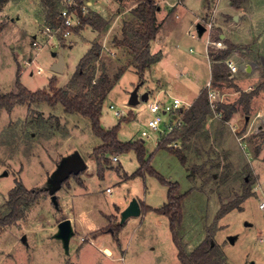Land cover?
Masks as SVG:
<instances>
[{"label":"rangeland","instance_id":"374dc122","mask_svg":"<svg viewBox=\"0 0 264 264\" xmlns=\"http://www.w3.org/2000/svg\"><path fill=\"white\" fill-rule=\"evenodd\" d=\"M68 1L59 0L60 7L66 6ZM96 1L108 14L109 28L105 31L107 26L103 27L102 32L96 34L86 29L80 36L75 35L82 31L80 29L66 37L65 42L58 34L54 37L41 33L45 21L40 3L33 5L36 0H13L17 3L13 5L10 2L15 25L11 24L9 16L1 15L0 20V91L16 90V73L30 90L48 88L51 77L56 78L58 87L65 86L90 42L98 40L103 47L108 73L111 77L117 74L102 103L100 124L107 129L119 123L117 139L140 141L149 167L165 179L177 182L181 193L188 192L183 201L180 226L186 250H192L205 237L206 227L221 203L234 200L242 193L243 180L248 176L252 180V194L240 203L241 210L232 209L218 221L214 241L220 244L227 258L225 264H264V211L258 208L264 193L255 190L259 181L264 186V161L257 157L264 149L261 136L264 118L259 117V121L252 124L246 122L245 115L251 116L255 108L251 112L249 106L246 112L242 104L236 103L242 92L262 90L264 81L259 84L254 81L247 88L229 86L240 73H246V59L242 57L246 52L233 47L225 56L235 61L239 71L228 77V81H221V86H215L219 98L217 106L234 105L236 110L229 120H223L222 109H217L221 112L217 115L218 112L211 108L209 127H205L199 139L192 137L186 149L187 166L204 163V168L197 169L192 178L188 177L185 166L175 154L166 148H157V133L144 138L141 131L146 129L149 117L146 102L158 95L164 85H168L177 97H186L184 101L190 104L193 100L188 101L189 95L193 91L196 93V87L205 88L209 76L205 42L209 33L205 29L199 34L196 28L197 23L206 25L208 22L197 19L205 0H155L159 9L156 16L159 30L151 42V52H159L161 58L146 70L141 81L129 51L117 47L111 40L121 24L128 20L126 12L131 2ZM218 3V9L223 10L227 0ZM209 13H206L208 17ZM211 23L210 39L220 41L223 46L209 45V50L229 49L227 40H219L218 34L220 31L231 34L232 31L221 27L218 15ZM83 28L91 27L85 25ZM36 36L37 46H34L32 41ZM66 42H72L71 47ZM53 53L63 56L65 64L60 72L51 69L52 61L57 60ZM167 64L172 65L171 69ZM192 81H196L197 86ZM135 88L138 100L131 103L129 98ZM142 93L149 94L147 100H142ZM167 94L159 91L161 98ZM117 110L122 111V115H116ZM101 143L88 117L64 112L59 103L55 106L17 104L10 112L0 111V217L8 210V191L15 186L16 180L27 188L46 190L63 157L77 151L86 163L84 169L65 180L56 192L58 207L54 206L48 192H44L37 202L23 209L20 219L0 226V264H179L166 215L149 210L121 220L122 210L133 198L143 208L145 205L162 206L167 187L148 168L141 169L135 149L107 153L101 170L93 154V149ZM113 155L117 156L116 161ZM65 218L71 219L73 232L68 249L55 236L58 223ZM22 235H25V242L21 240ZM106 247L116 248V251L107 255L103 250Z\"/></svg>","mask_w":264,"mask_h":264},{"label":"trees","instance_id":"16d2710c","mask_svg":"<svg viewBox=\"0 0 264 264\" xmlns=\"http://www.w3.org/2000/svg\"><path fill=\"white\" fill-rule=\"evenodd\" d=\"M8 0H0V11ZM43 9V21L52 27L62 25L60 17L61 7L59 0H38ZM74 8L80 18V24L72 28V31L82 29L85 25L92 29L101 30L107 25V20L94 10L82 11L84 0H74ZM119 2L123 0H117ZM131 2L130 12L134 20H127L122 23L120 36H115L113 42L117 47H124L131 54L133 67L141 81L146 70L161 58L159 52H151V42L156 37L159 30L156 12L158 5L155 0H128ZM243 0H231L233 5H239ZM63 27H61L62 30ZM2 24L0 22V31ZM63 39V38H60ZM63 44V43H62ZM64 45V44H63ZM62 45V46H63ZM229 49H221L219 52L210 50V55L214 60L224 58L234 47L228 43ZM101 43L95 41L91 43L84 55L81 56L76 64L75 70L65 86L58 87L56 78L51 77L48 81V88L30 90L25 87L19 80L16 73L15 91L2 93L0 91V111L10 112L17 104L26 103H46L50 106L61 104L64 112L79 113L86 116L91 121V129L94 134L99 136L102 143L93 149L96 156L97 164L101 167L107 153L118 154L122 151L135 149L142 168H148L149 171L157 176L159 180L167 187L166 201L160 207L145 205L143 208L140 204L141 212L153 210L157 213L164 214L168 217L171 239L177 250L179 264H225L226 256L224 255L220 244L214 241L219 225L218 221L232 209L241 210L240 203L248 198L251 193L252 180L246 176L243 180V191L234 200L227 203H221L215 212L213 220L206 227L205 237L190 251L186 250L182 240L180 226L183 219V201L188 192L181 193L179 184L162 177L159 173L151 169L144 159V149L140 141L122 142L117 139V130L119 123L111 128H103L100 124L101 108L104 99L113 87L117 74L114 77L108 73L107 64L100 60L102 53ZM100 61V62H99ZM226 66L222 62H215L212 67L211 80L214 86H221V81H228ZM260 89V88H259ZM259 89L250 92H242L238 98V104H242L243 109L248 112L251 98ZM217 109H222L223 120H229L233 111L236 110L234 105L227 106L221 104ZM211 117V108L209 105L206 88H203L197 97L193 100L188 108L183 111L185 121L184 127L162 138L157 143V148H166L175 154L182 165L185 166L188 177H193L197 169L204 168L201 165L193 164L190 168L187 166L186 149L192 137L200 138L204 132L208 119ZM127 119V118H126ZM206 136L208 133L205 132ZM175 138L182 142L181 147L168 146L167 143ZM187 141V142H186ZM102 171L100 172V175ZM77 174H71L74 176ZM69 176V177H70ZM68 177V178H69ZM67 178V179H68ZM66 179V180H67ZM64 183V182H63ZM62 183V185H63ZM61 185V186H62ZM47 190L43 188H27L20 181L8 191L6 200L7 212L0 217V226L11 225L23 216V209L29 207L38 201Z\"/></svg>","mask_w":264,"mask_h":264},{"label":"crops","instance_id":"0c3cea01","mask_svg":"<svg viewBox=\"0 0 264 264\" xmlns=\"http://www.w3.org/2000/svg\"><path fill=\"white\" fill-rule=\"evenodd\" d=\"M84 1L88 5V10H94L98 13L100 12V14L107 20L108 14H106V12L104 10L105 8L103 9L102 5L99 4V1H96V0H84ZM104 1L107 2V0H104ZM218 1L219 0H205V2H204L205 4L202 7V12L200 11L197 19H198V22H199V20H205V21L208 20L209 21L212 19L214 20L215 16L218 15L219 21L221 23V27L224 26L225 28L232 31L231 34H228L229 32L223 33L220 31V33L218 34V39L222 40L223 38H225L227 40V43L234 44V48L236 50H241L243 52H246L245 55H242V57L246 59V63H245L246 73H244V74L240 73V75L235 79V82L233 80L229 86H231L232 88H236L237 86H241L244 88L246 86H250V84L253 83L254 81H255L254 83L258 82V84H259L261 81H264V0H243L239 5H233L231 0H227V5L225 8H223V10L218 9V4H219ZM10 2H12V4ZM9 3L11 5L17 4L16 2H13V0H8L4 4V6L2 7V9L0 11V20L2 21L1 15L5 16V17L9 16V21L11 22L12 25H15V22H14L15 17L13 15V7L9 8L11 6V5L9 6ZM36 3H39V1L36 0V2H33V5H36ZM15 8L17 10L18 6H16ZM174 8H176V6ZM207 12L208 13L210 12L209 17H208V14H206ZM126 13L128 15V20H134V17L132 16L130 9H128ZM156 16H157V12H156ZM175 16L178 17L176 11H175ZM16 19H18V17H16ZM35 20L37 21L36 17H35ZM163 20H166V18H164ZM227 20L230 23L227 22ZM161 24H162V22H161ZM106 26H105L106 27L105 31L110 26L109 20H107ZM121 26H122V24H121ZM203 26H205V25H203ZM86 29H90L92 32H95V34L98 31L102 32V30H95L92 28H85V29L83 28V29H81L82 31L80 33H77L75 35L80 36V34ZM118 30H117V34H115L111 40H113V38L115 36L119 37L121 35L120 34L121 27ZM72 33H74V32H72ZM0 34H1V31H0ZM63 42H65V39ZM97 42H99V41L97 40ZM67 43L69 44V47H71L72 42H66V44ZM90 45H91V42H90ZM100 60L106 61L105 54L103 52V48H102ZM55 61L56 60L52 61L51 65ZM249 63H252L253 66L251 67V65ZM171 67H172L171 64H167L168 69H171ZM238 71H239V69H238ZM238 71L236 73H238ZM211 72H212L211 67L209 66L208 80L211 77ZM236 73H234V74H236ZM159 80L161 81V79H159ZM166 82L168 84L169 80H167ZM192 82H193L192 83L193 85L197 86L196 81H192ZM203 88L200 86L196 87V89H195L196 93H194V91H193L192 95H189L190 98L188 101L194 100ZM160 90H163L164 92L166 91L168 94L171 93L175 96H178L175 93H173L172 91H170L168 85H164L162 88H160L158 90L157 93H159ZM142 94H144V93H142ZM147 95H149V94L147 93ZM181 99L186 100V97H181ZM258 99H259V101L257 102ZM249 106L251 108L250 109L251 112L255 108L254 112L255 113L257 112V113H256V115H254L255 113L253 112L254 114L252 113L251 116L245 115V121L246 122L252 124V123H254L255 120L259 121V119H257V118L262 117V116L264 118V88L262 90H260L251 99ZM246 125H247V123H246ZM207 126L209 127L208 123L206 124V127ZM261 136L264 137L263 131H261ZM258 143L259 142H257V144ZM181 145H182V142H181ZM258 150H259V148H258ZM262 150H263L262 153L259 152L258 153L259 155L257 157H260L261 159H263L262 161H264V156H263L264 155V149H262ZM256 152H258V151H256ZM251 169H253L254 173L256 174V177L258 176L257 178L259 179V175L254 170V168L252 167V164H251ZM256 187H257L258 191L261 192V194H262V192L264 193V186H262L260 181H259V183H257ZM105 249L108 250V253L105 252ZM115 249L116 248H114V250H111L108 247H106L103 250L107 255H112V253L114 251H116Z\"/></svg>","mask_w":264,"mask_h":264},{"label":"built area","instance_id":"2783aa9c","mask_svg":"<svg viewBox=\"0 0 264 264\" xmlns=\"http://www.w3.org/2000/svg\"><path fill=\"white\" fill-rule=\"evenodd\" d=\"M75 1L69 0L68 4L61 8L60 10V17L62 19V25L57 27H52L49 24H45L42 28L41 33H47L50 36H57V34L61 38L68 37L73 31L72 28L77 27L80 24V18L76 13V10L74 8ZM88 8V5L84 1L82 5V11L86 12ZM61 27L62 30H61ZM205 29L207 30V33H209V36H207L206 42H205V48H206V57L208 60V65L211 67L215 62H222L226 66V73L228 77L233 76L234 73L238 71V65L235 63V61L231 57H224L220 60H214L210 57V50L209 45H216L217 47H222L223 45L220 44L218 41H213L210 39L211 35V29H212V23L211 20H209L206 25ZM193 36V35H191ZM35 39V38H34ZM37 36L36 39L32 41V44L34 46H37ZM209 50V51H208ZM40 71V68L37 69ZM205 88L207 91V97L209 101L210 108L213 109V111H217V103L219 102V98L217 97V90L215 89V86L212 84L211 77L206 82ZM148 97V96H147ZM190 106V103L185 102L181 98L177 96H171L170 94H167L166 96H162V98L158 95L151 96V100L146 102V107L149 113V117L146 119L145 127L146 129L141 131V137L148 138L151 134L157 133L158 134V142L162 140V138L169 136L170 134L174 133L177 130H180L185 125V121L183 118V111ZM113 108V106H110ZM211 109V110H212ZM217 115H220V111H217ZM116 115H122V111H116ZM234 129V128H233ZM157 142V143H158ZM168 146L172 147H181V140L179 138H175L167 143ZM112 159L114 161L117 160V156L113 155ZM107 191H110V188L106 189ZM255 190H257V187L255 186ZM258 208L264 211V198L261 199L258 202Z\"/></svg>","mask_w":264,"mask_h":264},{"label":"water","instance_id":"95a60500","mask_svg":"<svg viewBox=\"0 0 264 264\" xmlns=\"http://www.w3.org/2000/svg\"><path fill=\"white\" fill-rule=\"evenodd\" d=\"M197 31L199 34L205 31V26L201 23L196 25ZM53 56L56 57V61L52 64L51 69L55 72L62 71L64 65V59L61 53H53ZM147 93L142 94V100H147ZM137 89H133L129 102L137 103ZM86 167V163L77 151H73L70 154L62 158V160L56 166V169L52 173L51 178L49 179V186L46 189L50 195V199L53 202L54 206L58 207V200L56 192L61 188L62 183L71 175L78 174L82 169ZM141 213V207L136 198H133L127 206L121 212V220L124 221L128 216L139 215ZM58 230L55 234L56 237L60 238L66 249H68L69 238L72 232L71 220L65 218L58 223ZM22 241H26L25 235L21 237Z\"/></svg>","mask_w":264,"mask_h":264},{"label":"bare ground","instance_id":"6f19581e","mask_svg":"<svg viewBox=\"0 0 264 264\" xmlns=\"http://www.w3.org/2000/svg\"><path fill=\"white\" fill-rule=\"evenodd\" d=\"M105 252H107V253H108V250H107V249H105Z\"/></svg>","mask_w":264,"mask_h":264}]
</instances>
